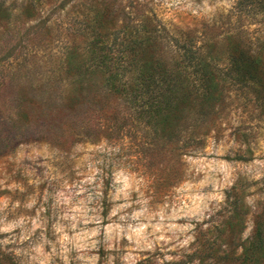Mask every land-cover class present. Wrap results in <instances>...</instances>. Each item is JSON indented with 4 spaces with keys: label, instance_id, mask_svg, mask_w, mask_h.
Instances as JSON below:
<instances>
[{
    "label": "rangeland",
    "instance_id": "374dc122",
    "mask_svg": "<svg viewBox=\"0 0 264 264\" xmlns=\"http://www.w3.org/2000/svg\"><path fill=\"white\" fill-rule=\"evenodd\" d=\"M99 1L0 0L1 120L18 112L27 89L51 82L68 46L85 50L92 36L82 22ZM119 4L135 18L207 33L203 53L222 100L189 118L207 135L185 149L189 133L168 140L146 118L61 143L19 142L12 127L0 143V264H253L258 228L264 236V89L232 81L228 54L232 36L264 56V1Z\"/></svg>",
    "mask_w": 264,
    "mask_h": 264
},
{
    "label": "trees",
    "instance_id": "16d2710c",
    "mask_svg": "<svg viewBox=\"0 0 264 264\" xmlns=\"http://www.w3.org/2000/svg\"><path fill=\"white\" fill-rule=\"evenodd\" d=\"M117 1H99L93 16L82 22L83 30L92 36L85 50L75 43L68 46L55 63L58 69L51 82L27 89L18 112L0 118V143L6 141L12 127L19 142L31 137L61 143L70 136L84 139L99 133H122L125 127L121 123L146 118L155 134L172 140L189 133L190 141L182 147L187 149L193 142L198 147L207 133L201 134L190 123L192 111L200 105V113L208 115L222 100L221 77L203 53L207 33L192 27L171 29L155 22L154 14L135 18V11L120 4L116 10ZM61 4L51 10L60 9ZM229 40L231 80L264 89L261 48L251 52L232 36ZM21 67L25 77L34 73ZM9 85L11 80L4 88ZM121 102L134 113L118 110ZM261 228L248 258L253 264L259 261V246L264 254Z\"/></svg>",
    "mask_w": 264,
    "mask_h": 264
}]
</instances>
